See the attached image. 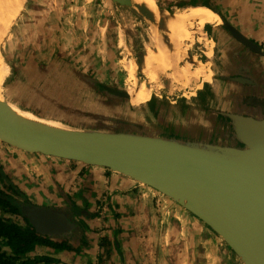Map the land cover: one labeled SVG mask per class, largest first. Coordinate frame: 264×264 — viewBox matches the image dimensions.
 Segmentation results:
<instances>
[{
  "label": "rangeland",
  "instance_id": "374dc122",
  "mask_svg": "<svg viewBox=\"0 0 264 264\" xmlns=\"http://www.w3.org/2000/svg\"><path fill=\"white\" fill-rule=\"evenodd\" d=\"M155 2L156 7L168 12L181 11L178 7L188 6L186 9H190L191 13L193 12L191 6L199 3L188 0H156ZM111 7L113 6L109 0H25L19 13L12 17L8 28L3 31V35L0 33V53L9 68L0 91L2 98L15 104L20 110L30 111L39 118L56 121L64 127L75 129L113 127L123 130L133 126L134 129L195 137L201 135L203 137V133L195 130L203 124H207L210 128L213 125L219 129L221 123H213V118L218 110L226 106V97L221 95L223 91L226 92L224 95L229 92L230 96L231 93L237 94L240 86L236 85L233 88L229 79L224 83L215 81L212 82L213 85L209 84L211 87L214 86V92L207 100L203 93L204 85L193 98L182 102L175 99L174 104L170 103L167 93L174 97L176 94L179 95L183 88L171 92L166 89L153 90L160 94L158 97L152 96L156 100V105L149 110L143 106L146 101H129L127 98L116 97L106 91L105 87L126 91L128 84L143 95L151 94L153 88L170 89L172 86L180 85L191 87L193 83L191 76L196 72V66L201 65V62L197 61L200 60L198 54L201 52L196 46L199 40H194L196 45L192 44L190 52L197 59L192 57V60L182 67V71L166 76L155 85L150 84L143 77L142 70L125 59L124 43H128L129 40L136 41L134 38L127 39L130 36L129 28H133L134 31L140 32L141 44L144 45L152 25L143 20L139 21L124 9L118 8V11L114 12ZM188 17L192 25H195V17L189 15ZM195 30H198V39H201L200 27L193 26V33ZM227 34L228 31L225 32L226 37ZM227 39L229 38L222 41H228ZM142 47V45L136 47L134 53L136 61L139 60ZM217 48L218 53H221L223 45L217 44ZM201 59L204 61L203 58ZM250 64L257 66L253 61ZM238 73L236 71V75ZM217 86L219 87L216 89ZM240 87L243 91L244 88ZM216 90L219 91L218 97L220 96L221 99L214 96ZM135 102H140L142 105H132ZM242 105L243 103L239 102V106ZM231 107L233 105L229 106L230 109ZM209 116L212 117L211 120ZM7 169H10V163L0 161V172L12 182L14 177L6 171ZM0 187H2V179H0ZM22 195L24 199L21 200L26 202V205L39 209L44 207L43 203L37 202L33 196L30 200L23 192ZM47 209L59 212L58 207ZM84 209H87L86 205ZM173 209L179 210L176 205ZM105 213L110 217L109 212ZM114 213L116 212L112 210V214ZM73 214L72 211L71 221L76 220L74 218L76 216L72 218ZM168 214L170 215V208L160 207L156 210L155 216L162 222ZM16 221L21 223L19 218ZM182 222L180 227L174 222L175 226L171 230L166 228L167 223L164 221L159 226L161 243L173 246L175 252L185 243L184 237L188 227L183 226ZM79 227L84 236L86 234L91 238L94 236L93 238L98 242L96 247L91 249V254L95 256L87 254L88 238L84 244H79L80 251H84L78 254L83 256L81 258L83 263L97 264L98 261L96 263L94 259L100 258L104 264H116L117 256L122 254L121 245L118 248L119 244H116L119 236L117 227L112 222L105 223L102 218H95L90 222L89 227L84 224ZM212 239L215 247L211 252L215 259L214 264H242L223 241L216 236H212ZM113 242L116 244L115 247ZM219 249L226 253L220 255ZM59 252L52 253L57 264L73 263L74 258L69 260L71 262H62ZM227 253H231L230 256H226Z\"/></svg>",
  "mask_w": 264,
  "mask_h": 264
},
{
  "label": "water",
  "instance_id": "95a60500",
  "mask_svg": "<svg viewBox=\"0 0 264 264\" xmlns=\"http://www.w3.org/2000/svg\"><path fill=\"white\" fill-rule=\"evenodd\" d=\"M109 2L152 25L153 13L142 3ZM156 9L159 14L166 11ZM222 22L235 42L264 58L257 43ZM139 59L141 62V54ZM229 81L245 92L224 95L226 106L213 118V123H221L219 129L207 124L195 128L203 137L133 126L123 130L55 127L20 114L0 98V142L29 154L101 167L149 187L201 222L242 264H264V97L246 95L256 84L244 77ZM213 88L208 84L206 100L213 96ZM105 89L129 99L127 91ZM66 212L29 205L23 208L37 230L60 236L69 235L65 229L71 222Z\"/></svg>",
  "mask_w": 264,
  "mask_h": 264
},
{
  "label": "crops",
  "instance_id": "0c3cea01",
  "mask_svg": "<svg viewBox=\"0 0 264 264\" xmlns=\"http://www.w3.org/2000/svg\"><path fill=\"white\" fill-rule=\"evenodd\" d=\"M188 1H196L210 7L213 10L201 6L216 14L220 21L218 22L216 19L212 23H204L202 31L208 40L206 49H201L196 45L194 40L197 39V36L194 33L191 35V39L181 41L183 47L187 46L186 48H188L189 53L193 43L199 47L201 51L198 54L200 60L197 61L205 65V74L192 87H182L180 85L172 86L170 89L153 88L149 100L143 103V106L148 110L155 107L156 100L152 96L155 95L158 97L160 93L157 94L153 90L166 89L171 92L183 88L182 92L180 91L178 93L179 95L176 94L177 96L174 95V97L170 96V93H167L170 103L174 104L175 99L181 100L182 102L185 99L193 98L203 85L213 84L212 82L214 81L223 82L232 76L233 78L231 79L244 77L256 84V89L252 90L251 93H245L246 95L250 96L251 94V96L257 98L264 97V58H257L253 53L235 42L229 34H227L228 41H222L227 38L225 36L227 30L222 22L224 20L226 24L235 28L243 36L257 43L264 51V0ZM111 10L116 12L118 11V7H111ZM152 26L155 31L152 29ZM152 26L150 31H148V39L152 40L149 36L153 32V36L157 40L163 41L167 37L164 41L168 42L170 40L169 42L173 44L175 42L179 44V40L176 39L174 31H166L162 28V33L161 28H157L160 27L157 23L152 22ZM187 26L189 28L191 27L189 25ZM159 30L162 34L157 33ZM129 31L136 35L138 33L140 34L139 31L136 32L133 28H129ZM171 37H173L172 40L174 41H171ZM146 44H149V40L143 46ZM217 44L223 45V50L220 51L221 53H218ZM126 46L131 50V46L134 48L133 45L125 42L124 48ZM139 46V43L135 45V47ZM142 48V52H144V47ZM132 53L134 57L135 52L133 50ZM125 59L130 61L127 59V56ZM252 61L257 63L256 67L249 63ZM142 62L144 63V60L140 63L137 62V64L139 63V68L143 66ZM262 65L263 67H261ZM236 71L239 72L237 75ZM139 72L141 71L139 70ZM167 72L171 73L170 71H166L165 68L161 69L159 77ZM261 76H263V79H261ZM232 84V87L235 88V84L237 83L232 82ZM242 92L245 91H242L239 86L237 94L240 95ZM224 93L226 92L223 91L221 96H224ZM218 94L220 95L219 91L216 90L215 95L218 96ZM141 105L140 103L139 106ZM0 161L10 163V169L6 171L14 177V181L12 182L16 184L19 191L21 193L23 192L27 199L32 200L31 196H33L37 202L43 203L42 206H44V209L50 207H58L59 210L66 209L67 217L69 218H71V212L73 211L72 218L76 216L74 217L76 219L74 222L78 226L84 224L89 227L90 222L95 218H102L105 223L112 222L119 231L116 244H119L118 248L121 245L123 250L119 249L122 254L117 256L116 264H214L213 261L215 259L211 255V252L215 249L212 239V236L215 235L190 214V217H188L187 212L149 187L101 167L86 166L81 163L40 154H29L8 145H2V143H0ZM37 202L35 203L39 205ZM85 205L87 209H84ZM175 205L179 210L173 209ZM160 207L165 209L170 208V215L168 214L162 220V222L167 223L166 228L171 230L175 226L174 222L180 227L182 221H184L182 222L183 226L188 227L187 234L184 237L185 243L184 245H180V248L176 252L173 246H167L160 241L161 233L159 226L162 222L155 216L156 210ZM112 210L116 212L114 213L116 216L112 214ZM105 212H109L110 217ZM69 222L72 223L73 220ZM93 237L91 238L86 234L83 239L85 241L88 238L87 247L89 251L87 250V254H91V249H94L98 244L97 240ZM80 239L81 235H77L76 233L68 235V244L73 250H60L59 253L61 260H63L62 262H71L69 260L74 258L72 264H84L81 259L83 256L78 255L84 252L78 248L80 247ZM116 244L113 242L114 247ZM171 250H174V252H171ZM52 253H55V250L52 248L37 247L32 255L46 254L53 258ZM221 253L226 252L219 249V254L222 255ZM229 254L231 253H227L226 256H230ZM91 255L95 256V254ZM112 257L116 256L112 255ZM94 260L97 263L98 258Z\"/></svg>",
  "mask_w": 264,
  "mask_h": 264
},
{
  "label": "bare ground",
  "instance_id": "6f19581e",
  "mask_svg": "<svg viewBox=\"0 0 264 264\" xmlns=\"http://www.w3.org/2000/svg\"><path fill=\"white\" fill-rule=\"evenodd\" d=\"M25 0H0V33L3 35V31L8 28L12 17L17 15L22 7V4L24 3ZM133 1H137L142 3L143 5H145L146 7L149 8V10L153 13L152 16V22H155V24L157 23L158 26L157 28H161V32H162V28L163 30L166 31H174L175 33V37L176 39L179 40V44H176L177 42H175V44H173L172 42H167L164 41L165 35H164V39L162 40H157L155 39V37L153 36L154 34L151 33L150 37L152 40H150L149 44H146L144 47V52H142L141 54V58L144 63L143 66L140 67V69L142 70V75L143 77L152 85H155L157 83H159L160 81H162L164 79V77L166 75L172 74V73H177L180 69V67L188 64L192 58H191V54L188 51V48L183 47L181 44L182 40H187V39H191V35H193V28L191 29V27H193L189 17L185 14V12H177L178 10H173L172 12H168V11H162L161 14H159L156 10V5H155V1L156 0H133ZM193 7V15L195 17V26L197 28L200 27L201 31H202V27L204 25L203 20L202 22L199 24V20H200V11L203 12H207V22H214L216 19L218 22L219 19L217 18V15L214 14L212 11H208L206 8H203L201 6H191ZM181 10H187L186 7H181ZM199 9V10H198ZM203 19V18H202ZM214 19V20H213ZM191 26L190 28L187 26ZM153 29V26H152ZM154 30V29H153ZM155 31V30H154ZM160 31V30H159ZM198 30H195L196 35H197V40H199V42L197 41V45L200 46L201 42L206 43L207 44V38L206 35L203 33H201V31L199 30V32L201 33V39H198ZM194 32V33H195ZM155 33V32H154ZM159 33V32H157ZM163 33V32H162ZM161 33V34H162ZM172 35V33H170ZM1 36V35H0ZM160 36V35H158ZM156 36V37H158ZM170 36V35H169ZM174 36V35H173ZM169 38V37H168ZM173 37H171V41ZM160 39V38H159ZM176 41V40H175ZM187 43V42H186ZM190 43V42H189ZM185 46V45H184ZM203 47V45H202ZM124 53L127 56V59L130 60L131 63H133L135 66L139 67L137 64L136 59H134V57L132 56V50L130 48H128V46H126V48H124ZM144 58V59H143ZM141 66V65H140ZM203 68H201V65L196 66V72L192 74V79H193V83L191 84V87L199 80V78L201 76L204 75L205 73V69H204V64L202 63ZM165 68L166 71H170L171 73H164L162 74L160 77V71L161 69ZM199 68V71H198ZM8 66L7 64L4 62L1 53H0V91H1V87L2 84L4 82V80L6 79L7 75H8ZM164 71V70H163ZM198 72V73H197ZM191 79V80H192ZM190 80V81H191ZM126 91L127 93L130 91H133V88H131L130 86L126 87ZM129 95V101H135V100H140V101H147L151 94H140L133 96L130 93H128ZM0 98H2L1 94H0ZM9 102V101H8ZM9 104H11V107L19 112L20 114L29 117V118H35L38 119H42L39 118L37 116H35V114H33L32 112H28L26 110H20L15 104L9 102ZM140 102H135L133 103V105H139ZM142 104V103H141ZM45 120V119H43ZM44 122L53 125L55 127H62V124L56 121H52V120H45Z\"/></svg>",
  "mask_w": 264,
  "mask_h": 264
},
{
  "label": "trees",
  "instance_id": "16d2710c",
  "mask_svg": "<svg viewBox=\"0 0 264 264\" xmlns=\"http://www.w3.org/2000/svg\"><path fill=\"white\" fill-rule=\"evenodd\" d=\"M206 87L208 88V85L204 87V94L207 93ZM0 179H2V187H0V264H57L55 259L46 254L32 255V253L37 247L52 248L55 252L71 251L73 248L68 244V235L60 236L56 234L58 232L37 230L23 213L26 202L21 200L24 199L22 193L1 172ZM17 218L21 220V223L16 221ZM66 230L69 235L71 233L81 235L79 244H84L86 241H83L85 236L74 221ZM97 264H104V262L99 258Z\"/></svg>",
  "mask_w": 264,
  "mask_h": 264
},
{
  "label": "flooded vegetation",
  "instance_id": "af4514ba",
  "mask_svg": "<svg viewBox=\"0 0 264 264\" xmlns=\"http://www.w3.org/2000/svg\"><path fill=\"white\" fill-rule=\"evenodd\" d=\"M189 9V8H188ZM199 10V9H198ZM200 11V20H199V24L202 22V20H203V23H207V12H203V11H201V10H199ZM177 12H185V14L188 16H194L193 15V13H191V10L189 9V10H181V11H177ZM203 18V19H202ZM201 25V24H200ZM226 29V28H225ZM137 32V31H136ZM201 33H202V31H201ZM129 34L131 35V36H129L127 39H132V38H134V40L136 39V41L135 42H131L130 40L128 41V43H129V45H130V43H131V45H133L134 46V48L131 46V48H132V50H133V52H135V50H137V48L135 47V45H137V43H139L140 45H142L143 46V44H141V34H134V33H130L129 32ZM148 40V38L146 37V40L145 41H147ZM202 45H203V47H202ZM198 47V46H197ZM201 49H206V47H207V44L206 43H203L202 44V42H201V44H200V46H199ZM143 49V48H142ZM191 53V52H190ZM192 57H194L195 59H196V56L195 55H192L191 54V58ZM140 61V59L137 61V62H139ZM123 62V61H122ZM140 63V62H139ZM123 65H124V63H123ZM185 66V65H184ZM184 66H182V67H184ZM124 67H125V65H124ZM182 67H180V69H179V71L178 72H180V71H182ZM201 68H203V66H202V63H201ZM125 69H126V67H125ZM204 69H205V66H204ZM177 72V73H178ZM177 73H172L173 75H175V74H177ZM126 74L128 75V70L126 69ZM169 75H171V74H169ZM169 75H166V76H169ZM165 76V77H166ZM164 77V78H165ZM231 78H233V77H229V79H231ZM164 80V79H163ZM128 84V83H127ZM128 86H130L129 84H128ZM131 88H134V87H132V86H130ZM109 88V87H108ZM116 90V89H115ZM107 91V90H106ZM108 93V92H107ZM110 93V92H109ZM128 93H130L131 95H133V96H135L136 97V95H139L140 96V93L139 92H137V90H135V89H133V91H130V92H128ZM111 94H113V93H111ZM110 94V95H111ZM116 97H120V96H117V95H115ZM120 98H123V97H120ZM36 116V115H35ZM44 209V208H43ZM45 210H47V209H45ZM69 218V217H68ZM70 219V218H69Z\"/></svg>",
  "mask_w": 264,
  "mask_h": 264
}]
</instances>
